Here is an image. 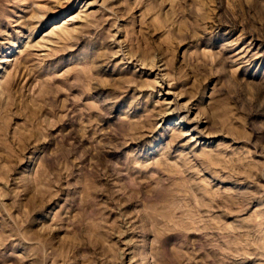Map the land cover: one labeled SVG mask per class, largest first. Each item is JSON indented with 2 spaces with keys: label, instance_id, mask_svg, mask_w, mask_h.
<instances>
[{
  "label": "rangeland",
  "instance_id": "1",
  "mask_svg": "<svg viewBox=\"0 0 264 264\" xmlns=\"http://www.w3.org/2000/svg\"><path fill=\"white\" fill-rule=\"evenodd\" d=\"M0 264H264V0H0Z\"/></svg>",
  "mask_w": 264,
  "mask_h": 264
}]
</instances>
